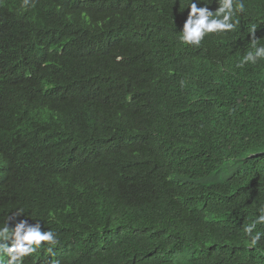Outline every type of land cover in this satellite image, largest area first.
I'll return each mask as SVG.
<instances>
[{
	"label": "trees",
	"instance_id": "16d2710c",
	"mask_svg": "<svg viewBox=\"0 0 264 264\" xmlns=\"http://www.w3.org/2000/svg\"><path fill=\"white\" fill-rule=\"evenodd\" d=\"M21 2L0 0V226L23 208L9 227L39 220L59 240L54 257L42 248L24 264H254L264 257V238L251 246L243 231L264 193V156L242 158L263 144L257 99H223L235 135L199 154L187 142H205L210 104L221 98L198 83L193 93L168 83L181 68L189 0H34L27 9ZM259 18L242 14L235 31L210 34L199 48L245 54L236 42ZM242 70L236 82L263 77L264 63ZM182 107L177 119L162 115ZM230 161L240 162L226 192L202 210L207 175ZM225 221L223 229L216 224ZM256 230L264 233V225Z\"/></svg>",
	"mask_w": 264,
	"mask_h": 264
},
{
	"label": "clouds",
	"instance_id": "9594fccd",
	"mask_svg": "<svg viewBox=\"0 0 264 264\" xmlns=\"http://www.w3.org/2000/svg\"><path fill=\"white\" fill-rule=\"evenodd\" d=\"M33 2L34 0H22L21 7L27 9ZM198 4L201 7H198ZM186 8L188 9L187 17L181 20L182 28L178 37L180 43L186 45V48L183 52L181 68L170 75L168 83L188 93H193V85L198 83L210 87L221 98L210 104L207 122L202 129L205 142L198 137L194 138L191 143L187 142L196 153L200 154L205 150V144L217 142L224 136L235 135L228 125L226 105L223 99H236L241 94L257 99L255 116L260 113L264 121V115H262L264 114V76L258 78L247 74L246 82L234 80L236 74H245L242 70L243 66L254 67L264 63V18L252 20V23H249L247 29L238 38L236 44L239 43L240 46L249 49L245 54L234 47H231L225 55H218L209 49L199 48L210 38V34L227 35L235 31L241 24L242 14H264V0H207V2L206 0H189ZM50 72V75H58L53 71ZM184 110L188 108L182 107L180 113H174V109H167L162 115L175 116L177 119ZM261 156H264V140L260 149L242 158L245 160ZM163 159L170 162L166 151ZM236 162L240 161L226 162L225 166L212 169L213 173L207 175L211 191L203 203L202 210L213 207V199L216 201L215 197L226 192L224 181ZM259 197L257 211L252 218L258 212L260 214L243 229L251 246L257 245L264 238V233L256 230L258 224L264 225V193ZM22 215H24V209L17 208L0 226V264H24L26 257L38 253L42 248L49 257L56 255L54 249L59 245L57 234L51 229L42 230L39 220L29 224L27 219H20L14 223V226L9 227V220L15 221ZM247 217L252 219L251 215ZM216 224L223 229L228 223L225 221ZM212 228L213 233L219 232L222 236L224 235L219 228L214 226ZM250 260L254 264H264V257L257 256ZM54 264H59V261H54Z\"/></svg>",
	"mask_w": 264,
	"mask_h": 264
}]
</instances>
